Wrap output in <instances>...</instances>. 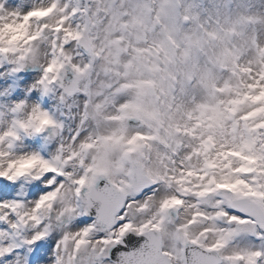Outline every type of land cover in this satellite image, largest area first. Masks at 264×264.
<instances>
[{"label": "snow or ice", "instance_id": "obj_1", "mask_svg": "<svg viewBox=\"0 0 264 264\" xmlns=\"http://www.w3.org/2000/svg\"><path fill=\"white\" fill-rule=\"evenodd\" d=\"M0 264H264V0H0Z\"/></svg>", "mask_w": 264, "mask_h": 264}]
</instances>
